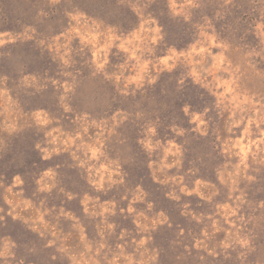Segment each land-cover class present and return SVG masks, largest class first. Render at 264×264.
I'll list each match as a JSON object with an SVG mask.
<instances>
[{"label":"rangeland","instance_id":"obj_1","mask_svg":"<svg viewBox=\"0 0 264 264\" xmlns=\"http://www.w3.org/2000/svg\"><path fill=\"white\" fill-rule=\"evenodd\" d=\"M197 3L198 8L185 7L184 0H176L174 11L170 0H140L142 19L129 0H0L5 34L0 39L9 41L0 47V215L5 217L0 250L15 245L14 258L0 264H72L48 246L52 232L67 246L93 249L91 259L85 256L79 264H264V80L246 71L243 62L245 45L255 47L261 40L257 25L264 23V0ZM80 11L88 19H73ZM149 17L156 24L141 30ZM102 19L121 37L112 41L104 69L117 76L124 72L119 85L94 75L111 39L97 35L93 21ZM156 26L163 39L152 43L150 29ZM134 32L138 35H130ZM124 40L127 51L119 48ZM170 49L183 54L169 61L176 64L171 72L162 62ZM145 61H151L147 69ZM217 63L219 69L209 71ZM257 67L264 70V61ZM152 76L158 77L155 84L147 82ZM66 84L77 108L85 95L107 100L91 111L86 133L76 122L80 113H65L60 106ZM185 104L189 113L182 110ZM205 108L201 127L195 115ZM41 109L59 120L48 130L56 126L65 133L60 146L67 150L49 161L34 148L45 140L37 124ZM150 126L157 130L153 142H160L151 154L137 143ZM173 126L184 134L177 135ZM78 130L89 144L101 133L109 159L120 164L123 184L105 183V190L97 191L90 183L87 166L72 156L75 151L83 159V150L64 143ZM169 140L180 146L179 154L170 153ZM57 165L42 181L52 185L51 192L38 193L42 169ZM17 173L24 190L14 187L9 193ZM197 180L205 182L199 194ZM243 237L249 248L237 242Z\"/></svg>","mask_w":264,"mask_h":264},{"label":"clouds","instance_id":"obj_2","mask_svg":"<svg viewBox=\"0 0 264 264\" xmlns=\"http://www.w3.org/2000/svg\"><path fill=\"white\" fill-rule=\"evenodd\" d=\"M53 4L60 3V0H51ZM119 3H123L124 0H118ZM232 0H225L226 4H230ZM129 3H133V10L137 12V15H140L143 19V14L140 11V0H129ZM170 3L173 5V9L175 11L176 6V0H170ZM184 6H191L193 8H198L200 5L197 3V0H184ZM179 14V13H176ZM88 19L87 14L83 11L78 12L75 16H73V19ZM186 20H189V16H185ZM205 21L207 22V17H205ZM151 23L153 25L156 24L155 20H152L150 17L146 20H144V23L140 25V29L143 31H149V29H145V24ZM93 24L95 25V30L97 32V35L100 37H103L105 35L109 36L111 39L105 44L104 48V57L102 60L98 61L96 63V72L94 75H100L102 74L105 80L108 81H115L117 85L121 82V78L124 76V72L120 71V74L114 75L109 74L108 72H105V66L108 64L107 59V52L108 49L112 45V41H120L121 37L116 35V32L118 31L117 27L114 25H110L106 20H100L99 23H96V21H93ZM257 28L259 29V35L261 36V40L259 44H257L255 47H249L245 45V51L243 54V62L247 65L246 71H250L251 74L255 77H258L261 80H264V70H261L257 67V64L259 61H264V23L258 24ZM150 31L154 32L155 35L152 37V43H156L159 40L163 39V36L161 35V28L159 26H156ZM123 34V33H121ZM5 35L4 33H0V37ZM130 35H138V33H131ZM213 41H215V36L212 37ZM129 41L124 40L123 42L119 43V48L123 51H127L128 49L125 47V44ZM9 43V41H6L4 39H0V47H3L4 44ZM222 47L225 51L230 50V45L228 44H221L219 45ZM147 51L151 52V49H146ZM100 50L97 49V52L94 53V56L98 54ZM171 55L165 57L163 59V64L166 67V70L171 72L175 67L176 64L169 63L170 60H178L182 53L177 54L174 49L169 50ZM201 51H205L202 49ZM259 58V61L255 60L254 58ZM138 59V57H136ZM217 61L220 60V57L215 58ZM67 63V61L65 62ZM151 63V61H145L143 63V69H147L148 64ZM225 63H229L227 58L225 57ZM127 65H120L119 68L123 69ZM220 65L217 63L215 65L214 69H209V71H214L215 69H219ZM229 68H225V71H229ZM238 71V69L236 70ZM233 74H235L233 72ZM241 75H244L241 73ZM247 78V77H246ZM28 79L27 77L25 78ZM136 81H140L141 77L137 76L134 78ZM158 77L152 76L147 81L149 84H155L157 82ZM180 84L184 83V79H180ZM243 83V81H242ZM127 86H125L126 88ZM121 92H123L124 95H127V91L124 89H119ZM73 91L72 86L69 84L65 85V92L60 97V106L63 108V111L65 113H73L74 111H78L80 114L76 116V122L79 123L82 128L83 132L88 131L87 121L91 118V111L95 110L96 107L99 106V104H107L106 99H101L99 101H94L91 99L88 95H85L80 101V107L77 108V99L75 97H70L69 93ZM261 99H264V97H261ZM250 99L242 101L241 103H249ZM190 105L185 104L183 106V112L189 113L190 111ZM237 107H240L238 104ZM261 109H264V104L260 105ZM241 110H243L241 108ZM116 112H122L120 109H117ZM208 112V109L205 108L204 113H197L195 115V122H198L201 127L206 126V120L203 118L204 115ZM37 116L39 119L37 120V124L40 126V129L45 132V140L41 141L38 140L34 148L41 154V160L42 161H49L53 158V156H60L66 148H63L60 146V140L61 137L65 135V133L62 131L60 127L53 126L51 127V130H48V126H52L54 124H59V120L56 117H51L48 112L41 109L37 112ZM97 118V117H96ZM100 119V117H99ZM122 119H127L126 115H123ZM101 124H107L106 119H100ZM231 130V129H230ZM148 136L145 138H138L137 143L140 144L145 151H147L149 154L152 153V151L159 145V140H155L153 142V138L156 136V127L150 126L148 128ZM172 131L176 132L177 135H183L184 131L183 129H177L175 126L172 127ZM114 134V130H113ZM206 134V133H205ZM101 133L97 134V139L93 143H86L83 141L80 131L78 130L76 135L70 137L68 140H66L64 143L68 146V148H71L73 144H76L77 150H83V156L84 158L81 159L80 156L77 155V153L74 151L72 152L73 158L77 161L80 167L87 166L88 172H89V181L93 184V186L96 188L97 191H103L105 190V183L108 184L109 187L116 185V184H123L124 178L121 175V168L120 164L117 162V160L109 159L107 152H106V145L103 140L99 139V136ZM107 139V138H105ZM79 141V143H77ZM264 142V140H262ZM171 145V148L169 149L170 153L172 155H176L180 153V146L176 144L174 140H169L168 142ZM175 150L174 152L172 150ZM180 161L177 159L175 161V165H179ZM241 163H244V160H241ZM168 167H172L173 165H167ZM57 166H48L42 169V175L39 179L36 180L37 185V192H51L52 185L45 186L42 181L44 177H50L53 176L56 172ZM114 176H119V179H114ZM98 177V179H97ZM249 179H252V177H249ZM24 184L25 181L22 178L21 174L17 173L12 177V185L7 188V191L9 193H12V190L14 187L21 188V191L24 190ZM197 188L194 189V191H197V194H199V188L202 185H205L204 181L197 180L196 181ZM4 183L2 180H0V187H3ZM184 191H188L187 189H184ZM191 194V193H189ZM69 198L71 199L72 196L69 193ZM6 202L10 205L13 204V201L5 197ZM87 199H91L90 197ZM29 205L31 204L30 201H26ZM129 211H132L130 208ZM4 209L0 208V213H3ZM11 215L12 213H8ZM15 218V217H14ZM5 219L4 215H0V221H3ZM53 239L49 242L48 246H56L58 248V251L61 253H64L67 255L71 260L72 264H79V261L82 260L85 256H88L90 259L92 257L93 249L88 248L87 251H83L79 244H75L72 246H67L63 242L60 241V238L57 236L56 232H52ZM237 242L241 245L242 248H249L250 246V240L247 237L238 238ZM143 243V242H142ZM12 247H15L14 244L11 245H5L3 250H0V259H7L9 257L14 258V253L10 250ZM103 247V246H101ZM227 247V245H226ZM244 252L240 253V256H243ZM57 256L53 255L52 260H56ZM23 264V262H21ZM95 264H99V261H95Z\"/></svg>","mask_w":264,"mask_h":264}]
</instances>
